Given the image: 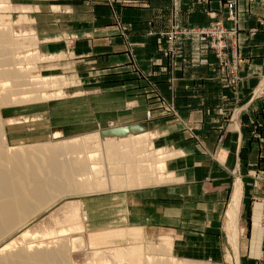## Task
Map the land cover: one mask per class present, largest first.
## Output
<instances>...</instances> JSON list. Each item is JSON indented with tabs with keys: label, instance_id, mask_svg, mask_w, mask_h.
<instances>
[{
	"label": "crops",
	"instance_id": "0c3cea01",
	"mask_svg": "<svg viewBox=\"0 0 264 264\" xmlns=\"http://www.w3.org/2000/svg\"><path fill=\"white\" fill-rule=\"evenodd\" d=\"M225 1L44 0L31 4L38 7L29 13L41 22V51L65 54L57 60L58 68H64L68 76L74 70L96 87L89 92L74 88L47 104L10 110L6 128L11 144L47 140L55 130L81 136L114 122L131 121L148 130L155 147L184 153L168 162L169 171L180 180L82 197L94 241L131 240L143 233L152 238L166 235L173 238L177 256L202 260L207 255L211 260L210 254L219 252L215 245L223 238V216L238 170L243 182L240 219L242 213L248 228L243 256L249 264L263 263V210L256 198L264 193V127L257 129L261 136L254 137L253 122H264V97L252 95L264 76V0H238L245 62L237 90L229 77L222 76L212 51L195 36L179 39V78L152 77L160 90L157 94L147 93L139 87H145V82L129 74L132 48L148 68L146 59L162 30L172 24L213 22L210 12L220 19ZM258 21H263L261 26ZM255 26L260 27L250 38L249 29ZM87 67L93 74L104 69L105 76L87 79L83 72ZM116 68L120 74L114 73ZM131 80L137 91L130 90Z\"/></svg>",
	"mask_w": 264,
	"mask_h": 264
},
{
	"label": "rangeland",
	"instance_id": "374dc122",
	"mask_svg": "<svg viewBox=\"0 0 264 264\" xmlns=\"http://www.w3.org/2000/svg\"><path fill=\"white\" fill-rule=\"evenodd\" d=\"M44 0H0V29L11 32V34L17 39H25L27 38L31 45L27 44L26 47L16 50L13 56L15 57V62L18 63V68L20 67L22 70L23 79L30 80V77H36L38 80H47L48 82L57 81L55 86H34L32 84H23L22 82H16V80H10L9 84L6 82L0 81V95H4L8 90L16 93L15 99H11L8 104H3L0 106V126L2 129V143L3 147L6 149L8 146H36V145H47V144H61L63 141H70L72 139H79L80 141L89 140V136H91L92 143H88L87 148L85 149V153L87 155L88 151H91V155L93 158L91 159V163H95V169L100 172L99 184H103L105 186V190H109V178L103 176L106 174V169L110 167L109 161L110 159L105 156V151H103V147L101 142L99 141V137H102L105 132L112 131L114 129H124L128 131V129L133 125H139L130 121V123L123 124L119 123L115 125L108 124L106 128H102L95 133L85 134L81 136H70V134L61 135L58 138H54V134L57 130H55L52 134V138L47 140H35L32 142H22L19 144H11L8 139L7 134V115L10 113V110L16 107H30L39 104H47L49 100L52 98H60L64 96L66 92L72 91L74 88H81L78 91H95V85L90 86L86 83V80L78 75L77 72L72 70L69 74L64 73V68H58L57 60L64 58L65 54L62 55H46L41 51V39L38 34V25L41 26V22L34 19L32 14L29 12H34V10L38 7H32L31 4H36L43 2ZM229 1H225V11L224 15L220 17V19L216 18L215 13L210 12V16L215 19L213 22L204 23V24H172L167 29L162 30L160 33V38H157L155 41L156 48L151 54H149L146 61L149 63V67H144V64L139 61L138 56L136 55L135 48H132L130 51V76H137V80L142 83L145 82V87L147 93H158L160 92L156 83L152 77L157 74H165L166 77H172V79L179 78L178 77V61H179V39L182 36H195L197 39H202L208 49L212 51L216 58V66H218L219 71L222 76L229 77L231 82V87L234 90H237L238 85L244 79L242 75V67L245 62V57L242 55L240 50V45L242 40L245 37L240 35V10L238 0L236 1V11H237V23L234 19L228 16L229 12ZM251 1V0H250ZM28 4H30L28 6ZM37 10V9H36ZM120 21V19H118ZM117 22V21H116ZM115 22V23H116ZM259 25L263 23V21H258ZM3 25V26H2ZM120 25V24H116ZM260 26L251 27L249 29V37H255ZM120 27V26H119ZM224 29L225 33L223 34L225 42V50L221 52L218 48L219 42L222 38L219 34H216V30ZM208 32V33H206ZM228 33V34H227ZM230 33V34H229ZM226 34V35H225ZM151 35L152 32H151ZM153 37V36H151ZM74 38V37H73ZM247 39V37H246ZM28 42V43H29ZM235 47L237 48V52L235 53ZM12 53V51H11ZM159 66H162L160 68ZM154 67H158V69H154ZM120 68V67H117ZM116 68V69H117ZM121 69H117L114 71L115 74H120ZM84 75L87 79H95L98 77H103L104 69L96 70V74H93L94 70H91L89 67L83 70ZM105 74V73H104ZM24 79V80H25ZM18 80V79H17ZM19 80H22L19 79ZM45 81V82H47ZM12 82V83H11ZM138 84H141L139 83ZM7 84L6 87L3 85ZM62 83V87L60 85ZM11 87H10V86ZM131 80L130 90L137 91V87ZM257 88L254 89L252 98H263L264 97V76L259 79L257 84ZM26 86V87H25ZM24 87V89H23ZM28 87V88H27ZM60 87V88H59ZM98 88H103L99 87ZM6 88V89H4ZM27 88V89H26ZM30 90V92H29ZM59 91L60 95H52L48 96V93H53ZM100 91V90H99ZM105 91V89L103 90ZM256 91V92H255ZM45 95L41 97L40 94ZM260 94V95H258ZM26 95V96H25ZM36 97H35V96ZM35 100H34V98ZM38 99V100H36ZM175 111L174 107L171 108ZM147 114L148 119L152 118V112L149 111ZM254 129L253 135L254 137H260L261 133L257 132V129L264 127V122L255 123L253 122ZM141 126V125H139ZM128 127V129L126 128ZM129 133V132H128ZM138 137L141 139L138 146L140 147V155H144L150 160L162 161L166 164L164 168L166 174L171 176L164 183L180 180L176 179L178 177L171 171H169L168 162L169 159L175 157L176 155L181 156L184 153H180L178 151H172L168 147H155L152 137L148 130H146L143 126H141L140 132L138 131ZM89 135V136H88ZM82 137V138H80ZM86 139H84V138ZM137 137V136H132ZM197 138V136H194ZM94 138V139H93ZM97 140V142L95 141ZM128 139V138H127ZM199 140V138H197ZM130 140V139H128ZM126 140L127 142H129ZM139 139H133V141L137 142ZM59 142V143H58ZM91 142V141H90ZM67 143V142H66ZM154 152V153H153ZM148 154V155H147ZM95 155V156H94ZM156 157L157 159H154ZM146 158V159H147ZM152 158V159H151ZM108 160V161H107ZM112 163V161H111ZM147 163V162H146ZM91 164V165H92ZM90 165V163H89ZM143 168L147 167L144 162L142 164ZM151 172L142 174L140 178H142V183L134 186L133 188H140L150 184H161L160 181L156 180L157 171L150 169ZM233 171V170H232ZM238 170L235 171V173ZM99 177V178H100ZM110 177V176H109ZM157 181V182H156ZM109 184V185H108ZM108 185V186H107ZM124 187H116L113 188L114 191L133 189ZM101 189V188H100ZM88 189L84 188L82 191L76 194H68L62 196L56 203L47 208L45 211L38 213L35 217H33L29 222H27L24 226L18 228L15 232H13L9 237L4 240L3 244L12 243L15 248L26 247L27 249L35 250L40 246V248L47 249H55L61 247L62 244L67 245L70 248L69 257L67 259L66 264H235V256L232 252V246L230 244V236L231 229L228 224V219L226 216V211L229 207L231 199L227 203V208L224 212L223 216V226H222V234L223 238L220 241V245L212 242L218 248L217 254H210L211 260L207 258V255L204 256L202 260H188L189 258H183L174 254V244L173 238L170 236H162V237H149L143 233V236H134L135 238H117L113 242H101L94 241L95 235L90 234V230L87 226V221L89 220V215L87 211L84 209L83 204L81 202L82 197L89 196L93 194H100L105 192L112 191H103V192H94L88 193ZM264 193L260 194L256 200L262 204V225L264 227ZM117 228H110V230ZM127 232L128 230H124ZM240 255H241V264H249L247 260L243 256V247H244V239L248 235L247 224L244 222L243 215L241 213L240 219ZM162 235V234H161ZM81 237L78 241L80 247L77 245L75 248H71L73 238ZM104 237V234H103ZM72 239V240H71ZM246 240V239H245ZM74 242V241H73ZM93 242L97 244L96 247H89L88 244ZM82 243V245H81ZM212 245V246H213ZM33 246V247H32ZM43 246V247H41ZM164 246V247H163ZM51 247V248H50ZM167 249L163 251V248ZM95 248H98L95 250ZM222 248V249H221ZM162 249V250H161ZM212 249V248H211ZM31 250V251H32ZM168 251V252H167ZM164 252V253H163ZM166 252V253H165ZM192 256V255H191ZM217 256V258H216ZM220 257V258H219ZM219 259V260H218ZM125 260V261H123ZM123 261V262H122ZM261 261L264 264V255L261 258ZM252 264V263H251Z\"/></svg>",
	"mask_w": 264,
	"mask_h": 264
},
{
	"label": "bare ground",
	"instance_id": "6f19581e",
	"mask_svg": "<svg viewBox=\"0 0 264 264\" xmlns=\"http://www.w3.org/2000/svg\"><path fill=\"white\" fill-rule=\"evenodd\" d=\"M28 42L27 38L17 39L11 32L0 29V81L7 84L10 83V80L23 81V84H32L36 87L40 84L41 86H55L57 81L48 82L47 80H38L36 77H30V80L23 79L24 75L21 68H18V63H14L13 54L16 50L26 47L27 44L33 46ZM21 78L22 80H19ZM7 84L3 83L5 87ZM60 85L62 87L63 84L60 83ZM60 94L59 91H56L48 93V96ZM16 95L11 90L0 95V106L8 104L11 99H15ZM40 96L44 97L45 95L41 93ZM126 128L128 129V127ZM140 129L141 126L133 125L128 131L121 128L114 129L99 137L98 142H101L105 156L112 161V163L109 161L110 167L106 169V174H103L109 178L110 184L107 185L109 190H105L104 183L99 184L102 171L95 169L96 162L91 163L93 158L90 154L91 151H88L87 155L85 153L88 143H92L90 140L92 135H88L89 140L83 137L86 141L72 139L63 141L61 144L58 142L59 144L8 146L6 149L3 147L0 126V264H66L70 248L64 244L55 249H48L49 247L45 249L39 246L35 250L31 249L32 251L26 247L15 248L12 243L3 244L9 235L24 226L38 213L52 206L62 196L79 193L84 188L88 189V193L114 191L113 188L124 186L133 188L143 184L140 176L151 172L150 169H156V180L160 181L159 183H164L170 178L171 176L164 170L166 167L164 162L160 160L154 162L148 159V156L145 157V154L140 155L138 144L141 139L137 134ZM60 135V131L57 130L54 138H58ZM133 139H139V141L135 142ZM95 141L97 142L96 139ZM154 159L157 158L154 157ZM143 162L150 168H143ZM239 175L236 172L235 187L226 211L231 229L230 244L235 256V264H240L241 261L239 247L243 182ZM80 238H73L74 242L72 241L71 248H75L79 244V240L83 242ZM97 244L90 242L88 246L96 247ZM78 246L80 247V245ZM166 248L165 250L163 248V251H166ZM97 249L95 248V250Z\"/></svg>",
	"mask_w": 264,
	"mask_h": 264
},
{
	"label": "built area",
	"instance_id": "2783aa9c",
	"mask_svg": "<svg viewBox=\"0 0 264 264\" xmlns=\"http://www.w3.org/2000/svg\"><path fill=\"white\" fill-rule=\"evenodd\" d=\"M236 1H234V0H230L229 1V5H228V8H229V12H228V16L230 17V18H232V19H234L235 20V22L237 23V21H238V19H237V9H236ZM225 33V30L224 29H220V30H216L215 31V33L216 34H219V33ZM206 33H208V32H206ZM228 34V33H227ZM230 34V33H229ZM220 36H222V38L223 39H221L219 42H217V44L219 45V50L221 51V52H223L224 50H225V40H224V35L223 34H219ZM226 35V34H225ZM234 52L236 53L237 52V48L235 47V50H234ZM149 114V116L151 115V113H148Z\"/></svg>",
	"mask_w": 264,
	"mask_h": 264
}]
</instances>
